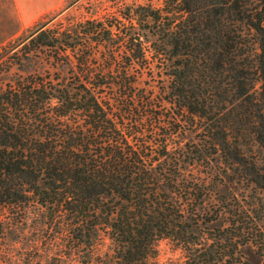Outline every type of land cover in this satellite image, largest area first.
<instances>
[{
	"label": "trees",
	"instance_id": "1",
	"mask_svg": "<svg viewBox=\"0 0 264 264\" xmlns=\"http://www.w3.org/2000/svg\"><path fill=\"white\" fill-rule=\"evenodd\" d=\"M105 1L0 48V74L44 64L0 86V264L21 237L31 264H155L159 240L246 264L259 210L217 187L228 169L264 195V0Z\"/></svg>",
	"mask_w": 264,
	"mask_h": 264
},
{
	"label": "rangeland",
	"instance_id": "2",
	"mask_svg": "<svg viewBox=\"0 0 264 264\" xmlns=\"http://www.w3.org/2000/svg\"><path fill=\"white\" fill-rule=\"evenodd\" d=\"M126 3L135 2L140 5L151 4L156 7L159 5L160 0H123ZM102 4H106L105 0H60L57 2L43 3L46 5L42 11L33 13L31 8L36 6V2H28L24 0H0V48L6 44H12L11 51H14L19 42L25 41L31 31L32 25L38 20H46L47 26L61 23L63 27L69 28L71 31L75 29V24L86 18L99 17L102 14ZM151 36L147 35L145 40H150ZM44 64L38 60L33 59L24 63L22 66L16 68L12 67L8 72L0 74V86L3 87L5 83L11 81L16 75H25L33 71L42 72ZM64 67L61 68V74L64 75ZM146 76L143 77L144 83L147 81ZM152 83L154 90L160 93L162 83L158 78H153ZM264 117V114H263ZM184 141H194L193 133L186 131L184 133ZM263 155L259 154V158ZM214 164V163H213ZM219 166L223 164L217 163ZM218 179V177H217ZM221 182L218 184L217 193L226 196H234L240 200L244 205L254 206L259 210L261 216V227L264 230V195L252 189L250 185L239 180L230 170H226L220 176ZM264 239V233H263ZM264 241V240H263ZM59 243V242H58ZM264 243V242H263ZM107 241L101 245V251L106 249ZM37 249H29L25 237L18 238L12 248L10 255L11 264H31L33 258L44 253L42 243H38ZM56 248L58 246H55ZM56 248L52 247L48 253L51 256L49 259L50 264L56 263L54 256ZM157 256L155 264H174V261L179 256L177 250H174L166 240H159L157 242ZM241 252L246 264H264V253L259 252L252 244H246L241 247ZM58 264H67L66 261H60Z\"/></svg>",
	"mask_w": 264,
	"mask_h": 264
},
{
	"label": "crops",
	"instance_id": "3",
	"mask_svg": "<svg viewBox=\"0 0 264 264\" xmlns=\"http://www.w3.org/2000/svg\"><path fill=\"white\" fill-rule=\"evenodd\" d=\"M13 1H19V0H13ZM24 1L40 3L31 8L32 12L35 13L42 11L45 8L46 5H43V3L57 2L60 0H24Z\"/></svg>",
	"mask_w": 264,
	"mask_h": 264
}]
</instances>
